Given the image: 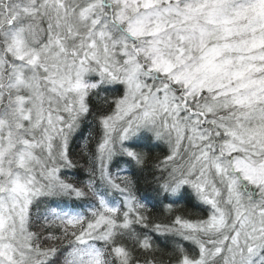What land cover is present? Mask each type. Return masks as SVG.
<instances>
[{"label": "snow or ice", "instance_id": "6c2138e0", "mask_svg": "<svg viewBox=\"0 0 264 264\" xmlns=\"http://www.w3.org/2000/svg\"><path fill=\"white\" fill-rule=\"evenodd\" d=\"M0 264H264V0H0Z\"/></svg>", "mask_w": 264, "mask_h": 264}]
</instances>
